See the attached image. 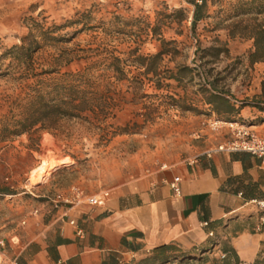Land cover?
<instances>
[{
  "label": "crops",
  "instance_id": "0c3cea01",
  "mask_svg": "<svg viewBox=\"0 0 264 264\" xmlns=\"http://www.w3.org/2000/svg\"><path fill=\"white\" fill-rule=\"evenodd\" d=\"M40 1L44 5H84L92 0ZM127 1L130 7L119 11L134 12V5L141 2ZM168 1L172 3L168 8H188L185 17L175 18L170 24L186 25L185 32L176 36L195 42L196 26L193 30L191 25L193 4L187 0ZM209 17L198 18L195 25L204 24ZM159 36L158 41L165 34ZM224 38L230 41L235 36L226 31ZM199 50L194 44L186 64L175 60L162 65L169 74L167 83L156 90L164 97L158 116L148 118L144 107H139V111L143 110L139 114L140 131L116 136L120 141L137 142L136 147L126 151L132 158L131 166L107 189L93 193L83 189L87 195L106 192L104 202L96 206L61 202L54 210L48 204L50 196L42 194L48 199V206L35 210L40 212L34 211V216L22 220L17 232L11 229L6 238L0 239V264H264V213L249 201L264 197V166L249 152L213 151L231 132L226 126L211 129L209 125L217 117L235 119L264 137V129L249 122L257 117L259 109L250 102L241 105L228 89L224 94L236 110L216 114L212 110L208 70L192 61ZM161 54L171 58L170 51ZM171 73L177 75L169 76ZM260 90L257 86L256 93ZM119 124L126 125V120ZM176 177L178 196L169 186ZM73 185L78 186L54 188L52 196L69 194ZM4 188L9 190L0 188V197L5 199L12 200L24 192ZM70 219L75 223L70 224ZM4 227L2 224L0 230ZM78 228L81 235L76 232Z\"/></svg>",
  "mask_w": 264,
  "mask_h": 264
},
{
  "label": "rangeland",
  "instance_id": "374dc122",
  "mask_svg": "<svg viewBox=\"0 0 264 264\" xmlns=\"http://www.w3.org/2000/svg\"><path fill=\"white\" fill-rule=\"evenodd\" d=\"M166 1L141 0L134 5L136 10L128 13L119 11L130 7L127 0L120 4L115 0H92L84 5H44L40 0L0 2V53L21 42V37L30 30L32 17L44 27L49 26L52 35L59 36L42 41L37 35L41 43L33 53L30 67L39 72L38 77L26 76L27 68L11 56L0 59V188L8 187L16 193L24 191L12 200L0 197V227L5 226L0 230V239L6 238L11 229L17 232L22 220L50 204H45L48 199L42 194L52 197L54 188L72 184L93 193L122 178L125 168L132 164L126 151L136 147L137 142L120 141L116 136L124 132L120 133L119 129L140 131L139 114L143 110L139 111V107H144V116L148 118L158 116L164 97L156 90L167 83L165 78L169 74L162 65L175 60L186 64L188 51L194 44L200 48L192 59L196 65L204 66L210 76H217L219 84L231 89L240 101L259 100L256 89L264 81V61L257 65L249 63L247 51L252 41L246 37L236 35L230 41L224 38L227 23L235 19L227 15L232 13L237 0H207L205 17H210L204 24L196 23L195 42L176 36L180 31L185 32L186 25L170 24L177 13H173L175 7L168 8L170 1ZM146 4L149 6L145 7ZM224 18L226 21L219 24ZM159 33L165 37L158 41ZM174 34L176 37L170 38ZM223 45H228V51L216 54L214 47ZM161 48L170 51L171 58L157 55L152 60L155 72H145V66L134 61L139 54L151 55ZM112 56L122 59L125 74L113 73L106 67L105 62ZM91 61L97 63L90 72L99 82L98 92L104 93L111 82V109L88 120L60 117L49 128L37 124L27 132H15L23 117L29 89L40 84L35 78H43L46 88L52 79L61 78L66 71L82 69ZM51 68L55 69L51 73L42 72ZM187 73L184 69L183 74ZM261 106L264 109V102ZM88 114L92 116L90 112L83 115ZM123 120L126 125L121 126L119 122ZM249 122L264 129V110H259L257 117ZM41 165L39 171L33 172Z\"/></svg>",
  "mask_w": 264,
  "mask_h": 264
},
{
  "label": "trees",
  "instance_id": "16d2710c",
  "mask_svg": "<svg viewBox=\"0 0 264 264\" xmlns=\"http://www.w3.org/2000/svg\"><path fill=\"white\" fill-rule=\"evenodd\" d=\"M193 4L194 10L191 19L192 29H195V22L198 18L205 16V4L207 0H201L200 3L195 0H187ZM232 13L227 15V18L235 17L226 25V30L230 36L239 35L241 37L249 38L252 41L250 48L247 51V59L250 63L255 61H264V0H237L233 4ZM188 8L184 6L175 7L173 13H177V18H182L187 15ZM208 15V11H207ZM224 18L218 22L219 24L225 22ZM34 28L38 29L36 33ZM29 32L21 37L20 43H15L0 53L2 57L11 56L18 63L27 68L26 76L38 77L39 72L32 71L30 62L32 61L33 53L40 46V39L45 41L50 38H58V35L50 33V27H44L43 23L32 17L29 25ZM40 35V39L37 38ZM164 49L157 50L151 55L139 54L134 58V61L142 63L145 66V72L149 70L156 71L152 60L157 55H160ZM215 53L219 51L227 52L226 46H215ZM147 60H151L150 62ZM106 64L107 68L112 69L113 73H124V67L121 65L122 59L119 56H112ZM97 65L96 61H91L89 65L77 70H69L63 73L61 78L52 79L46 88L43 87L45 82L43 78H35V84L29 89L27 100L24 104L23 117L19 121L18 128L15 132H27L29 129L40 124L41 128H49L60 117L79 118L88 120L93 117H98L100 112L109 110L112 107V97L110 95L111 82L108 83L107 89L104 93L98 92V81L96 76L90 72ZM55 69H44L43 73H51ZM186 70V68H185ZM211 72V69H210ZM125 74V73H124ZM177 74H170L174 76ZM211 96H212V110L221 115L222 113H229L236 110L230 97L224 94L228 89L219 84V78L211 75ZM259 100L251 101L258 106L259 110H264L261 102H264V81L261 82V90L257 93ZM248 102V101H247ZM242 101L241 105L246 104ZM90 112L91 117L83 115ZM224 121L226 120L217 117ZM120 133L129 132L125 127L119 129ZM4 192L9 191L7 188L1 187ZM0 190V191H1Z\"/></svg>",
  "mask_w": 264,
  "mask_h": 264
},
{
  "label": "built area",
  "instance_id": "2783aa9c",
  "mask_svg": "<svg viewBox=\"0 0 264 264\" xmlns=\"http://www.w3.org/2000/svg\"><path fill=\"white\" fill-rule=\"evenodd\" d=\"M125 0H115L117 4L123 3ZM200 3L201 0H195ZM238 101V100H236ZM241 103L242 101H238ZM210 128L217 129L221 126H226L231 132L230 136L220 143L216 144L213 148V151H241L246 153H251L259 158L260 164L264 166V137L259 135L256 131H254L248 124H244L238 120H230L224 121L219 118H213L209 123ZM178 177L174 178L171 182H169V186H171L175 192V195L180 194V188L178 186ZM70 193L67 195L55 194L50 197V203L53 209H58L61 202L67 203L69 205H76L78 203H85L87 205H101L106 196V192H101L99 194H90L87 195L83 189H80L78 186L73 185L70 188ZM252 202L258 210L264 213V197L262 198H253L249 200ZM37 211H35L36 213ZM264 223V215L261 217ZM70 224H74V219L69 220ZM203 225H206L207 222H203ZM77 234L81 235L82 230L77 229ZM242 264H257L256 261L251 262H243Z\"/></svg>",
  "mask_w": 264,
  "mask_h": 264
},
{
  "label": "bare ground",
  "instance_id": "6f19581e",
  "mask_svg": "<svg viewBox=\"0 0 264 264\" xmlns=\"http://www.w3.org/2000/svg\"><path fill=\"white\" fill-rule=\"evenodd\" d=\"M43 167L42 165L41 166H38L36 169L33 170V172H36V170H40V168Z\"/></svg>",
  "mask_w": 264,
  "mask_h": 264
}]
</instances>
